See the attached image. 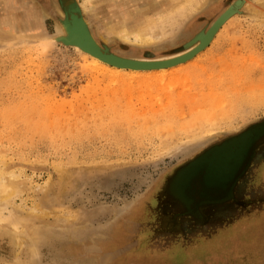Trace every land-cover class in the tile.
Returning <instances> with one entry per match:
<instances>
[{
  "label": "rangeland",
  "instance_id": "374dc122",
  "mask_svg": "<svg viewBox=\"0 0 264 264\" xmlns=\"http://www.w3.org/2000/svg\"><path fill=\"white\" fill-rule=\"evenodd\" d=\"M9 1L21 6V0ZM125 1L108 11L112 21L144 5L148 11L156 7L149 0ZM228 1L207 0L146 46L111 31L104 38L126 56L174 53ZM2 3L0 15L10 6ZM90 15L99 34L101 21ZM263 20L258 2L232 20L247 40L259 42L257 60L264 57ZM43 25L53 33L56 18L48 16ZM226 34L224 29L190 67L195 72L189 85L197 86V75L205 79L200 66L215 63L216 45L225 53ZM36 38L21 44L9 39L8 45L0 40V168L20 175L12 203L31 215L18 233L0 224V264H264V217L257 231L242 225L247 209L264 216V136L239 166L233 157L221 165L212 156L226 141L264 123V105L237 114L240 107L213 129L164 137L146 119L167 102L166 86L125 85L73 47ZM228 162L230 177L238 168L233 178L216 171L227 170ZM207 171L221 178L217 186L205 178ZM40 202L49 215L33 212ZM196 247L198 254L190 256Z\"/></svg>",
  "mask_w": 264,
  "mask_h": 264
},
{
  "label": "bare ground",
  "instance_id": "6f19581e",
  "mask_svg": "<svg viewBox=\"0 0 264 264\" xmlns=\"http://www.w3.org/2000/svg\"><path fill=\"white\" fill-rule=\"evenodd\" d=\"M124 1L21 0V6L18 2L16 7L11 1L2 0L3 6L7 3L10 6L8 5L9 8L0 15V40L8 45L9 39L21 44L27 40L36 43L37 41H34L36 37L50 38L52 43L62 42L80 51L94 68L125 85L137 84L146 87L154 85L159 90H163V86H166L169 92L163 96L166 97L167 102L159 109H155L146 119L164 137H172L181 132H194L202 127L206 130L213 129L217 123L229 121L230 119L226 118L236 114L240 107L243 109L237 114L264 105L262 104L264 103V57L258 60L256 58L260 49L259 42L247 40L242 30L232 22L235 17L245 14L247 8L250 6L252 8V2L264 6V0H229L227 4L215 10V15L205 28L197 32L186 46L174 53L160 56L119 54L107 44L109 39L104 38L105 32H115L123 41L146 46L157 36L169 35L172 29L202 8L207 0H157V5L153 4L155 0H149L150 3L152 2V8L156 6L153 10L148 11L144 5L128 13L122 21L120 19L112 21L109 17L111 13L107 14L108 11L118 8ZM133 1L125 2L128 4ZM142 1L144 0L139 2ZM90 14L101 21L104 30L101 29L102 32L99 34L94 31ZM50 15L56 18L53 33H47L43 25ZM224 29L227 31L224 36L225 53L221 46L216 45L214 50H219L220 53L216 56V61L211 60L212 63L215 62L208 67L211 71L203 65L200 66V75L207 76L200 81L201 76L197 75L199 79L197 86L189 85L187 79L195 72V69L190 67L215 45ZM258 62L259 65L255 64ZM208 71L210 74H207ZM177 84L181 88L171 93L170 91H174L173 87ZM245 106L247 108H244ZM260 128L264 129V125L217 153L218 163L225 164L227 157L236 160L233 164L235 166L240 163L247 147L261 131ZM225 157L226 159L223 160ZM227 164L223 165L227 170L218 169L217 173L229 176L233 165L229 162ZM213 169H216L215 165ZM211 175L210 181L219 184L212 172ZM19 177V174L13 172L6 174L0 168V224L12 226L16 233L20 231V226L27 225L31 216L20 211L12 203L20 193L21 187L16 183ZM229 177L223 178L222 181L227 182ZM177 186H181L179 182ZM34 209L33 212L40 210L44 216L49 215V208L43 202L37 203ZM198 248L193 249L190 256L198 254Z\"/></svg>",
  "mask_w": 264,
  "mask_h": 264
},
{
  "label": "water",
  "instance_id": "95a60500",
  "mask_svg": "<svg viewBox=\"0 0 264 264\" xmlns=\"http://www.w3.org/2000/svg\"><path fill=\"white\" fill-rule=\"evenodd\" d=\"M263 125H264V123H262V124H260V125H257V126L251 128V129L247 130L246 132L240 134L239 136H237V137H235V138H233V139H231V140H229V141H226V142L223 143L221 146L217 147V149H216L215 151L212 152V156H215L218 152L222 151V150H223L226 146H228L229 144H231V143H233V142H235V141H237V140L242 139L243 137H245V136H247L248 134H250L252 131H255V129H257L258 127H262ZM260 129H261V131L258 132L257 136L255 137V140L250 144V146L247 147V150L245 151V154H244L243 159H242L241 161L244 160L245 155L249 152V150L251 149V147L253 146V144L256 143V142H257L262 136H264V129H263V128H260ZM260 129H259V130H260ZM215 153H216V154H215ZM207 159H208V157H205V159H203V161H205V160H207ZM203 161H202V162H203ZM239 164H240V163H237L236 166H239ZM197 170H198V169H197ZM233 174L235 175L236 173H233ZM234 175L231 176L230 178H233ZM211 176H212V175H211V172L207 171V173H206V175H205V178H209V179H210ZM220 179H221L220 177L217 178V180H218L219 182L221 181ZM207 182H208V183H207ZM227 182H229V180H228ZM227 182H225V183L227 184ZM206 183H207L208 185L212 186V184H211L208 180L206 181ZM214 185H215V184H214ZM215 186H217V184H216Z\"/></svg>",
  "mask_w": 264,
  "mask_h": 264
},
{
  "label": "flooded vegetation",
  "instance_id": "af4514ba",
  "mask_svg": "<svg viewBox=\"0 0 264 264\" xmlns=\"http://www.w3.org/2000/svg\"><path fill=\"white\" fill-rule=\"evenodd\" d=\"M250 207V206H249ZM244 213H247V214H244V215H247L246 217H244V220L243 221H246V222H243L242 223V225L243 224H246L247 223V226L249 225V224H251V225H253L254 226V228L256 229V231L257 230H259L260 229V223L262 222V221H260V219L262 218V217H264V216H262L263 214H261V213H259L258 215H254V216H252L251 215V211L250 210H246V211H244ZM239 225L241 224V222H239L238 223ZM239 225H237V226H239ZM259 235V234H258ZM255 236V235H254ZM250 245V244H249ZM248 249V248H247ZM257 251V250H256ZM250 255H248L247 257H249Z\"/></svg>",
  "mask_w": 264,
  "mask_h": 264
},
{
  "label": "crops",
  "instance_id": "0c3cea01",
  "mask_svg": "<svg viewBox=\"0 0 264 264\" xmlns=\"http://www.w3.org/2000/svg\"><path fill=\"white\" fill-rule=\"evenodd\" d=\"M171 263V262H170Z\"/></svg>",
  "mask_w": 264,
  "mask_h": 264
}]
</instances>
